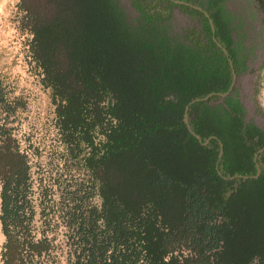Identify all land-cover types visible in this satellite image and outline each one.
Segmentation results:
<instances>
[{"label": "trees", "instance_id": "16d2710c", "mask_svg": "<svg viewBox=\"0 0 264 264\" xmlns=\"http://www.w3.org/2000/svg\"><path fill=\"white\" fill-rule=\"evenodd\" d=\"M182 1L132 0L138 13L134 18L119 0L19 1L32 35L31 56L54 93L59 128L69 131L80 121L79 92L98 100L111 93L110 112L117 123L98 172L101 229L87 264H264V151L257 177L223 178L217 169L238 163L235 147L246 142L254 168L252 158L264 140L252 139L249 131L255 127L243 126L242 107H233L230 99L228 108L208 100L199 102L201 108L192 107L197 102L190 105L189 111H195L191 128L203 142L214 135L209 142L202 144L188 132L185 106L195 98L225 93L233 79L216 40L197 36L212 33L208 19L191 5L194 0ZM221 1L199 3L213 18L212 34L233 55L232 19L218 5ZM154 2L199 14L201 29L174 30ZM85 82L94 87L83 90ZM15 108L0 84V112ZM95 111L101 113L99 105ZM224 119L228 125L220 128ZM12 134L11 128L0 130V261L47 264L52 244L31 228L45 202L44 191L33 190L30 159ZM218 138L223 143L220 161ZM66 252L70 260L73 250Z\"/></svg>", "mask_w": 264, "mask_h": 264}, {"label": "rangeland", "instance_id": "374dc122", "mask_svg": "<svg viewBox=\"0 0 264 264\" xmlns=\"http://www.w3.org/2000/svg\"><path fill=\"white\" fill-rule=\"evenodd\" d=\"M19 1L0 0V84L8 101L16 107L10 114L0 112V128L13 130L12 135L17 139L20 149L25 151L30 159L29 172L30 180L34 185L33 190L37 191L38 187L39 191L41 189L44 191L41 197L45 202H42L41 209L37 208L31 228L37 236L45 235L52 244V251L46 263L87 264L88 253L94 240L100 237L101 229L99 215L103 206L101 196L103 184L98 172L103 167L102 158L107 153L109 137L113 126L117 123L110 112L111 93H104L98 100L96 97L85 95L83 91L79 92L83 105L80 121L69 131L60 129L55 122L56 105L52 99L53 90L43 81V71L31 56L32 35L22 20L24 12L19 8ZM119 1L130 17L134 18L138 14L131 4L132 0ZM201 1L194 0L191 5L203 9L199 3ZM154 3L153 8L168 15L175 27L174 30L179 31L180 27L201 29L202 17L199 14L176 4L168 3L159 7L156 6V2ZM218 5H223L231 16L229 25L233 41L231 47L237 49L233 55L225 53L231 76L236 77L229 94H234L242 102L240 116L243 125L245 118L263 129L257 128L262 130L263 136L259 131H249L253 140L262 141L264 140V0H222ZM201 12L209 23L210 21L213 23L210 12L205 9ZM211 32L214 34V25ZM212 33L202 31L197 36L203 40L211 37L216 40L217 45L220 44L219 47L225 48L220 39ZM227 37H223L224 41L228 40ZM96 76L98 77V72ZM92 87L94 86L89 82L83 83V90ZM95 89L98 91V87ZM211 94L210 99L205 100L211 106L220 104L221 99L229 95L221 96L220 92ZM227 99L232 100L230 97ZM67 101L68 99H65L61 103ZM199 102L204 101H198L199 106L192 105V107L201 108L202 104ZM98 105L101 110L99 115L95 111ZM194 115L195 111L188 109V122ZM226 123L228 120L224 119L220 128L228 125ZM210 137L206 138L208 142ZM217 140L220 148L221 139ZM249 144L246 142L243 148L235 147V152L237 150L240 153L236 159L238 163L235 162L233 166L227 165V167L220 164L217 166L219 172L225 177L239 174L252 176L255 175L256 163L261 171L263 163L258 161L259 154L255 160L254 156L252 158L254 168L251 165L247 154L250 150ZM226 154L229 157L230 153L226 152ZM37 194L34 193L32 197L37 198ZM3 240L0 223V248ZM68 248L73 250L70 260L66 252Z\"/></svg>", "mask_w": 264, "mask_h": 264}, {"label": "water", "instance_id": "95a60500", "mask_svg": "<svg viewBox=\"0 0 264 264\" xmlns=\"http://www.w3.org/2000/svg\"><path fill=\"white\" fill-rule=\"evenodd\" d=\"M172 1H174L175 3H184V2L181 1V0H172ZM196 8L199 9V10H201V11L203 10V9H201L200 7H196ZM204 13L207 15V12L204 11ZM210 25H211V28H212V31H213V23H212V21H210ZM218 45L220 46L219 43H218ZM222 49H223L224 53L227 52L225 48H222ZM232 79H233V81H232V83H231L230 86H229V90L226 91L225 93H221V96H226V95H228V94L230 93V91L232 90V87H233V85H234V82H235L236 77L233 76ZM211 95H212V94H209V95H207V96H205V97H202V98L193 99V100L190 101V102L185 106V108H184L183 121H184V123H185V125H186V127H187V130H188V132H189L191 135H193V136H194V137H195L200 143H202V144H206V143L208 142V140H206V141L203 142V141L201 140L200 136L197 135V134L192 130V128L190 127L189 122H188L187 112H188V109H189L190 104H192L193 102L205 101V100H207ZM212 137L214 138L215 136H212ZM212 137H210V138H212ZM263 149H264V148L259 149V150L254 154V160L256 159L257 155L263 151ZM222 152H223V149H222V143H220V151H219V154H218V159H220V157H221V155H222ZM255 167H256V173H255V175L247 176V175H240V174H239V175L230 176V177H228V178H229V179H234L235 177H241V178H243V179H247V178L257 177V176L259 175V173H260V168H259V165H258L257 163L255 164ZM219 173H220V172H219ZM220 174H221V173H220ZM223 178H227V177L223 176Z\"/></svg>", "mask_w": 264, "mask_h": 264}, {"label": "flooded vegetation", "instance_id": "af4514ba", "mask_svg": "<svg viewBox=\"0 0 264 264\" xmlns=\"http://www.w3.org/2000/svg\"><path fill=\"white\" fill-rule=\"evenodd\" d=\"M219 46V45H218ZM221 49H222V46H221ZM226 55V54H225ZM232 64H233V67H234V70H235V65H234V62H232ZM228 97H230L232 100H231V104H232V106L233 107H236L237 105H242V102H241V100L240 99H237L236 98V96L234 95V94H229L228 96H226V98H223V99H221V102H220V104H218V105H216V106H221V107H225V108H228V106L226 105V100H228L227 98ZM237 101V102H236ZM244 120H245V123H244V125L243 126H246V125H248V124H250V125H252V126H254L255 128H251L250 129V131H252V130H256V131H259V133H260V135H262V128H260L257 124H255V123H253L252 121H248V120H246L245 118H244ZM257 128H259V129H262V130H257ZM263 136V135H262ZM258 139H259V137L258 136H256ZM257 140V139H256ZM259 149H261V148H259ZM258 149V150H259ZM257 150V151H258ZM256 151V152H257ZM264 151V150H263ZM260 154V153H259Z\"/></svg>", "mask_w": 264, "mask_h": 264}]
</instances>
